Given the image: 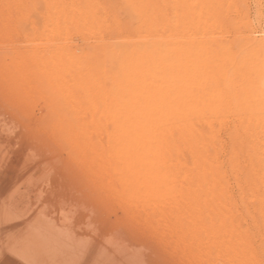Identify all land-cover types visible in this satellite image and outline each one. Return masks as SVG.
<instances>
[{
  "label": "bare ground",
  "instance_id": "bare-ground-1",
  "mask_svg": "<svg viewBox=\"0 0 264 264\" xmlns=\"http://www.w3.org/2000/svg\"><path fill=\"white\" fill-rule=\"evenodd\" d=\"M5 2L0 125L42 134L110 258L264 264V0Z\"/></svg>",
  "mask_w": 264,
  "mask_h": 264
},
{
  "label": "snow or ice",
  "instance_id": "snow-or-ice-1",
  "mask_svg": "<svg viewBox=\"0 0 264 264\" xmlns=\"http://www.w3.org/2000/svg\"><path fill=\"white\" fill-rule=\"evenodd\" d=\"M0 134V248L15 264L39 259L63 239L77 240L74 264H117L110 257L113 233L97 208L58 181L60 166L38 146L25 147L20 121L5 118ZM19 141V142H18Z\"/></svg>",
  "mask_w": 264,
  "mask_h": 264
},
{
  "label": "rangeland",
  "instance_id": "rangeland-1",
  "mask_svg": "<svg viewBox=\"0 0 264 264\" xmlns=\"http://www.w3.org/2000/svg\"><path fill=\"white\" fill-rule=\"evenodd\" d=\"M5 1L6 2L2 4V13L5 16H10L9 18H12V20L21 19L22 14L28 13V11H26V8H24L27 7V5L31 3H34L37 7L39 5H42L41 0H21V3H16L15 0ZM251 3L253 4H251L252 10H254L255 4L253 2ZM30 12L34 13V9L30 8ZM6 127L7 126L0 125V134L4 132ZM21 136L25 147L30 145L38 146L46 159H51L58 163V165L60 166L58 181L61 183V185H63L68 191L75 192L77 195L83 196V198L87 199L89 203L93 205L92 198L83 194V184L79 181L71 179L64 166H62V164H60L57 159H54L52 153L47 149L46 146H44L42 134H38L31 131L30 129H26V131L22 132ZM52 140L58 143L60 142L58 141L60 139L53 138ZM65 154L66 152L64 151L60 152V155L62 157L65 156ZM2 243L3 241H0V244ZM38 258L42 260H48L51 262V264H74L76 260L83 259L82 256L78 255L77 240L74 236L61 240L59 244L48 249ZM0 264H15L14 258L5 256L2 248H0Z\"/></svg>",
  "mask_w": 264,
  "mask_h": 264
},
{
  "label": "clouds",
  "instance_id": "clouds-1",
  "mask_svg": "<svg viewBox=\"0 0 264 264\" xmlns=\"http://www.w3.org/2000/svg\"><path fill=\"white\" fill-rule=\"evenodd\" d=\"M20 127H21L23 132L26 131L25 124H24L23 120L20 121Z\"/></svg>",
  "mask_w": 264,
  "mask_h": 264
}]
</instances>
